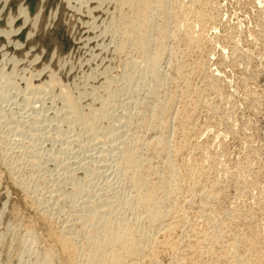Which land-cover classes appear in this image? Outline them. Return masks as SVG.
Here are the masks:
<instances>
[{
    "label": "bare ground",
    "instance_id": "bare-ground-1",
    "mask_svg": "<svg viewBox=\"0 0 264 264\" xmlns=\"http://www.w3.org/2000/svg\"><path fill=\"white\" fill-rule=\"evenodd\" d=\"M20 1H22V0H20ZM41 1L43 2V0H41ZM65 1H66V3L65 2L64 3L67 4V7L70 11V13L69 12L68 13L71 15V17L74 15H76V16L78 15L79 17H83L84 25H83V23H81V26H82L81 30L82 31H80V30L79 31L82 32L84 34V36L87 35L88 39H91L94 36L98 35L94 31V28L97 25L95 27L94 26L92 27V25L88 22L89 20L90 21L91 20L100 21L99 23L104 24V26H105L104 29L102 27H100V28L103 29L102 31L106 35H108L107 36L108 40L111 41V45L109 44L110 47H109L108 56L110 53L111 59L110 58L109 59L111 60V62H109V63H111V66H113L114 69L110 68L111 66L109 68H107L106 67V66H108L107 63H105L107 65L102 64L101 68L105 67L107 69H111V70L113 69V71H114L115 69L116 70H119V69L123 70V68L125 70V68L128 69V67L134 70V69H140V67H141L140 72H142V74L145 77L144 79H146V81L149 84L148 95H149V98L151 99L152 102H149L151 104H148V105H147V103L146 104L144 103L142 105L140 104V106H139V104L133 102L132 104L130 103L132 107H130L129 102L127 103V105H129V106H123L122 105L123 107H125V110H126V108L136 109L135 116L137 117V120L135 123L130 122L131 117H132L131 115L134 112V111L130 112L129 111L130 109L126 110L124 115L122 113L119 114V116L115 115V116H117V119L123 115L121 118H124V120H123L124 122L122 124L124 129L122 126H120V130L122 129V132H119V131L114 132L113 129L115 130V128H113V127H115V126L112 127V125L109 124V123H113V122L109 121V123H108V122L103 121L104 118L106 119L107 114H109V113H107V108L110 105H112L111 102L113 103V99L115 98V96H118L115 94L118 92V89L116 87L118 86L119 83L116 84V87L114 86V84L117 81V78L115 77L116 81L114 79L115 82H113V80H111L113 77H111V76L108 77L112 73V71L108 72L109 75H107L106 77H104V75H102L100 73L101 77H103V78H101V80L98 79L97 86L95 87L96 84L94 85V87L90 86V88H92L90 90V92L92 94L91 97H93V98L95 97L96 100H98V101H96L95 99L92 98L90 101L85 102V101H87V99H88L87 98L84 102L86 103V105L88 107L85 108V104L83 105L84 102L82 99H80V97H81L80 95L84 93V91L82 89H83V86L87 83H84L82 86L79 85L80 86L79 88L81 91L79 89L76 90L78 86H76V89L73 87V84L78 82V81L75 82L73 78H72L73 81H72V79H70L71 84L74 82L72 84V86L66 84L69 82V81L67 82V80H66L68 78V76L69 75L73 76V74L75 73V72L73 74L71 73L72 74L71 75L69 72H67L68 70L67 71L65 70V65H63L65 60H62V59L65 57L64 55L67 53H65V54L63 53L62 54L63 58L61 59V58H59L60 55L58 56L59 53L57 54V52L56 53L52 52V50H54L53 49L54 47H52V50L50 52L51 55L48 54L50 56L48 57L47 61L46 60H39V58H40L39 55L42 54V52L44 51L43 49H42L43 51L41 52V54H38V57L35 56L34 52L32 53V54H34L32 56H30V54H29L30 64L28 65L27 62H26V64L29 66L30 70L28 72V68H27L28 66L27 67L24 66V68L25 67L27 68V71H26V72H28L27 75L29 74L28 77H25L26 83L24 82V84L32 92L33 91L34 92H37V91L42 92L43 91L46 93V95H51V94H47L49 91L50 92L53 91V94L55 93L52 96L53 97L56 96V98H58V100H59V103L62 105L61 117L57 115V116H55V118L57 117V119H59L58 117H60L61 119H63L62 120L63 122L65 119L66 123H72V124L78 123V124H80L79 126L83 125L85 130L89 133V134H87V135H89L88 136L89 139L92 137L91 140L93 139L94 136L95 137H96V135L99 136V134H100L99 125L100 124H103L102 126L101 125L100 126L104 127V128H100L101 132L104 129V131L102 132L103 135H104V133L107 136L110 134L111 135V137L109 136L110 138H114L115 140L119 139V148H118L119 154L117 153L118 154L117 158L115 156L117 154L114 153L115 152L114 150L116 149V146L118 144L116 146H114L115 147L114 150L112 148H111L112 150L109 149V152L112 153V151H113V153H114L113 156H115L114 159L116 158L115 159L116 163H114L115 169H112V170H114V171L116 170V173H118V176L124 175L125 179L128 180V182L130 183V185L133 189V197L129 198L125 201V206L127 208H130L132 210V212L134 213V216H135L134 222L129 221V220H125V219H117V216L114 215L115 214L114 209H116V208L112 207L113 201L110 200V199H112V198H110V195H113V194H110L111 190L109 191L107 189L109 191L110 195L104 194L105 196L103 197V200L100 199L101 201L98 200L99 202L98 201L96 202V198L99 199L102 196H97V194L99 193L98 192L97 194L95 193L96 194V197H95L94 190L91 186L90 181L86 180L88 183L87 187L89 189H86V190L84 189L83 194L85 195V197L87 199V201L85 200L84 203H87V204H86V206L83 205L81 208L80 207L78 208L77 205L75 206V204H74L75 202L73 203L74 205L72 204V206H71L72 217L70 219L68 218V219L64 220V224L66 222V223H68V226H66V225L63 226L60 224L61 227L59 226L58 228H54V226H53L54 221L52 222V220H50L51 218L49 219V217H47V216H40L46 225V231H45L46 234L41 236L42 237L41 239H43L44 244L41 246L35 245V247L37 246V249H35L37 251L33 250L35 247H33V249H32L34 252H37L36 253L37 255H35L36 258H35L34 264H158V262H160V261H158V259H160L158 257H160L161 253L162 254L163 253L170 254L172 256V261L169 263H172V264H264V232L263 233L260 232V228H259L260 225H258L259 223L261 224L260 220L264 217H262L261 219L259 218L258 224H257L258 219H256V214H258V213L264 214V206H262L261 203H259V205H260V207H258L259 209L255 206L256 207V209L254 208L256 210L255 212L259 211L256 214H255V212H253L254 211L253 208H252V211L251 210H246V211L242 210L241 211V210L235 209L236 208L235 206H234L235 208H233V206H232L233 209L231 208L230 215H229V217L230 216L231 217L229 218V217H226L223 215L225 213H222V208L225 204L221 208L220 202L225 197V189L226 188H225L224 184H221L220 180L218 181L216 177L211 175L212 170H213V162H214L216 147L214 149V146L211 144V142L209 143V140H207V141H206V139L201 140L202 135H210V131H212L211 129L213 127L211 125L212 123L210 124V122L208 121V118L207 119L205 118L206 120L203 118V121L204 120L205 121L202 122V119H201L202 116L201 115L203 113L200 115L201 116V118H200L201 122L199 123L198 122L199 121L198 115L200 114V112H203V111L206 114L210 113V115H211V113L214 112L213 109L215 108V106H214L213 100L215 97L211 98L210 96L211 95L217 96L221 92L220 86H219L218 82H216L217 77L215 75H213L212 73L211 74H205L204 73V66H203L204 63L202 62L203 59L202 60L200 59L201 61L199 60V58H196L194 60H190L189 58H187L186 53L183 52V50H182L183 48L180 50L181 52H179V54H178V52L175 51L173 54V57L171 56L172 48H171V52H170L171 43L177 42L179 39H182L184 41V44H186L185 47H187V49L189 48V52H191L192 54H195V53L199 54L200 52L202 53V50L205 49L204 48L205 47V42H204L205 39L203 40L202 35L200 34L201 31L196 34L192 31V29H191L192 26L190 27V24H188L185 28L182 27V24L185 23L186 20L189 21V23H190V19H192V20H195L196 22H198L202 25L205 23L207 25V23L210 20V16L208 14V10H206L207 12L205 14V5H206V9H208L207 4L209 3L210 0H191L189 4H183V3H179V2L171 3L170 0H86V1L84 0V2H79L78 0H68V1L65 0ZM2 2H1L2 7H0V14H2V8H5L4 6H5V3L7 1L3 0ZM18 3L16 5L19 7V5H21V2L19 5H18ZM34 4H35V2L33 3V5ZM172 4H174L173 7H171ZM40 5H42V4H40ZM45 5H47V7H49L48 6L49 4L45 3L44 7H45ZM25 7H26V5H25ZM32 7H34V6H32ZM67 7H65V8H67ZM6 9H7V7H6ZM33 9H32V11H33ZM38 9H40V8L38 7ZM54 9H55V6H54ZM17 10L19 12L18 13L19 17L17 16L18 18L16 19L15 14L13 16L16 20H18L20 22V23H18L19 26L17 29L12 30V28H14L13 27L14 22L9 21V20H11V18L8 20V16H6L7 19L3 23H4V25L7 26V27L5 26L6 28L9 27L8 28V29H10L9 36H11V38L12 37L13 38L14 37L19 38L20 36L25 35L26 42L28 43L27 44L28 48H27L26 43H25V46L27 49L30 48L29 50H32L34 45L31 44V42H30L31 41L30 36L32 35L31 33L34 31V28H36V27H34V28H32V27L36 25V20L39 19L38 15H39L41 9L39 10V13H38V11H36V14H35V11H33L34 13H32V14L35 16L31 15L32 16L31 18L26 16L27 11H26V9L24 10V6H23V8H22V6L19 7ZM56 10H57V7H56ZM60 10H62V9L60 8ZM46 11H47V9H46ZM50 11H51V9H50ZM64 11H62V12L64 13ZM48 16H49V14H48ZM9 17H12V15H10ZM49 17H47V18H49ZM79 17H76V18H79ZM2 18L0 16V20ZM44 18H45V16H44ZM54 18H55V16H54ZM51 20H53V18H51ZM60 20H61V18H60ZM67 21H69V23H70V21L72 22V20L70 18ZM77 21H80V19L79 20L77 19ZM5 22H6V24H5ZM40 22H41L40 27H42L43 21L41 20ZM44 22H45V20H44ZM62 23H63V21H62ZM64 23H63V25H65ZM91 23H94V22L91 21ZM96 23L97 22H95V24ZM46 25H49V24H46ZM75 26H76V24H75ZM46 27L48 28L49 26H46ZM72 27L74 28V26H72ZM6 28H0L1 33L2 32L4 33ZM38 28H39V26H38ZM53 28H54V26H53ZM100 28H98V29H100ZM31 29H33L32 32H31ZM69 29H70V27H69ZM41 30H42V28H41ZM69 31H72V29ZM65 32L62 34H65ZM7 33H8V31H7ZM5 34L6 33H4V36H5ZM53 35H54V33H53ZM53 35H51V36H53ZM56 35L57 34L55 33L54 37ZM70 35H74V34H72V32H71ZM79 35H81V34H79ZM79 35H77V36H79ZM109 35H110V38H109ZM39 36H41V35H39ZM35 37H36V34H35ZM71 37L73 38V36H70V38L69 37H66V38H69L71 40ZM81 37H83V35L80 36L79 38L81 39ZM203 37H205V36H203ZM9 38H7V39H9ZM57 38H59V37L57 36ZM107 38H106V40H107ZM69 39H67V42ZM24 40H23V42H24ZM102 40H104V38ZM11 41H12V43H15L16 40L15 41L11 40ZM79 41H81V40H79ZM79 41H77V42H79ZM228 41H230V40H228ZM50 42H51V39H50ZM73 42L75 43V40ZM19 43H21V42H18V44L15 43L14 51L19 52V48L20 47L22 48L23 45L21 46ZM59 43H61V42L59 41ZM19 45H20V47H19ZM81 45L83 46V44H81ZM109 45L107 43V46H109ZM55 46L57 47V45H55ZM86 46L87 45H84V47H86ZM79 47H80V45H79ZM87 47H89V45ZM41 48H44V47L41 46ZM41 48H40V50H41ZM29 50H27V51H29ZM40 50H39V52H40ZM210 50H211V48H210ZM68 51H71V50L68 49ZM97 51H101V50H98V48H97ZM20 52H23V51H21V49H20ZM64 52H66V51H64ZM96 52L94 51V53L93 52H91V53H93V56H94V54L96 55L98 53V52L97 53ZM25 53H26V51H25ZM25 53H23L24 56H25ZM69 54H67V56ZM12 55L15 56L14 53H12ZM12 55H10V56H12ZM26 55H28V52L26 53ZM89 55H92V54H89ZM98 55H100V53ZM168 56L170 57V59L168 58ZM60 57H62V56H60ZM107 57L105 59H107ZM101 58H103V56ZM13 59H15V57ZM25 59H27V58L25 57ZM105 59L103 58V61ZM22 60H24V58L21 59V62H23ZM87 60H89V59H87ZM68 61H72V60L67 59L66 63ZM101 61H102V59H100L99 62L102 63ZM66 63H64V64H66ZM74 63H75V61H74ZM163 63H165L167 65V70L169 71V73H167L168 71L166 72L165 70L162 69ZM72 64L69 63V68L72 67V66H70ZM75 64H77V63H75ZM77 66H79V64ZM20 67H21V65H20ZM80 67L81 66H79V68ZM26 68H25V70H26ZM69 68L67 65L66 69H69ZM117 68H119V69H117ZM164 68H165V66H164ZM21 69H23V68L21 67ZM71 69L72 68H70L69 71ZM73 69H75V67ZM25 70L24 71L22 70V71L25 72ZM76 70H77V68H76ZM213 70H214V68H213ZM108 71H110V70H108ZM103 73L106 74L105 71ZM76 74L74 75V77L78 75V74L77 75ZM112 74L114 75V72ZM122 74L119 73V77L122 76ZM21 75L23 76V73ZM199 75L200 76L202 75V77L201 78L198 77ZM2 76H4V77L6 76V78H8L7 75H2ZM2 76H0V79H2ZM90 76H91V74H90ZM6 78H5V80H6ZM63 78L66 80V83H64V81L62 80ZM86 78H88V77H86ZM120 78H118V79H120ZM197 78L202 79L201 84H197L198 83V82H196ZM96 79L93 77L92 81H94ZM20 80H21V78H20ZM12 81L15 85L17 84L16 80H15L16 83L14 82V80H12ZM12 81L7 80L8 84L13 85ZM198 81H200V80H198ZM95 82L96 81H94V83ZM76 84L78 85V83H76ZM88 84H89V81H88ZM90 85H91V83H90ZM92 85H93V83H92ZM81 87H82V89H81ZM99 88H101L103 90V94H101V95L99 94V92H100ZM85 90H87V89H85ZM44 94H43V96H45ZM85 94H87V93L85 92ZM32 95H34V94H32ZM35 95L37 96L36 93H35ZM43 96H41L42 97L41 100L44 102L45 98H43ZM41 97H38L39 100ZM45 97H47V96H45ZM84 97H86V95H84L82 98H84ZM30 98H32V97L30 96ZM56 98H55V102L57 100ZM32 100H34V99L32 98ZM32 100H31V102H32ZM34 101H33V103H37ZM50 101H52V100H50ZM31 102L29 101V103H31ZM29 103H27V104H29ZM50 103L54 104L52 102H50ZM50 103H49V106H50ZM47 104H48V102L46 104L44 103L42 106L41 101H40V105H41L40 109L42 107H44V105L46 106ZM121 104H124V102H122ZM33 105H35V104H33ZM49 106H48V108L50 109L51 107H49ZM57 106H59V105H56L54 107L56 108ZM54 107H52V108H54ZM220 107H222V106H220ZM137 108H138V110H137ZM44 109H47V107L43 108V110ZM49 109H47V111H49ZM109 109H110V107H109ZM54 110H53V112H54ZM56 111L58 112V108L55 110V112ZM215 112H217V110ZM49 114L50 113H47V116H49ZM206 114H205V116L209 117L208 114L207 115ZM54 115H56V114H54ZM37 116H39V115H37ZM211 116H213V115H211ZM231 116H230V118H231ZM37 119L39 120V117L36 118V120L34 119L33 122L34 123L37 122ZM50 119L52 121L54 120V122L56 120V119H52L51 117H50ZM61 119H59V121H61ZM101 121H102V123H99ZM56 122H58V120ZM211 122H212V120H211ZM60 123H62V122H60ZM235 123H238V122H235ZM55 126H56V124L54 125V127ZM127 126L129 128H127ZM58 127H59V125H58ZM125 127L127 129L124 132L123 130H125ZM117 128H119V127H117ZM56 129H58V128H56ZM60 129H58V130H60ZM169 131L170 132L172 131L174 133L173 134L174 138H175L174 142H171L169 139V135H168ZM83 132H85V131H83ZM235 133H237V132H235ZM76 134H78V133H76ZM87 135H86V138H88ZM214 136H216V135H214ZM219 136H221V139H224L223 136H225V135H219ZM96 138H98V137H96ZM96 140L98 142V139H96ZM109 140H111V139H109ZM217 141H219V140H217ZM107 142H108V140H107ZM111 142H109V143H111ZM115 142L118 143L117 141H115ZM223 142L218 143L217 145L218 146L220 145L219 146L220 148L225 147V145H224L225 143H223ZM74 144H75V142H74ZM112 145H114V143ZM26 147H27V145H26ZM76 147H77V145L75 146V148ZM79 147H80V149L82 148L80 145H78V148ZM100 147H103V146H100ZM100 147H97V149L99 150ZM107 147H109V146L107 145L106 148ZM78 148H76V150H74V151L76 152ZM106 148H105V150H106ZM221 150H219V151H221ZM18 151H19V149H18ZM219 151H217V152H219ZM97 152H96V154H97ZM109 152H106V153H109ZM248 152H249V150H248ZM98 153H100V152H98ZM76 154H77V152H76ZM89 154H91V153L86 154V155H88V158H89ZM92 155H90V157ZM98 155H97V157L99 158ZM102 155H103V153H102ZM102 155L100 157H102ZM109 155H106V156L108 157ZM250 155L251 154L249 153V156ZM106 156H105V160H107L108 158H111V157L113 158V156L108 157V158H106ZM217 156H218V154H217ZM74 157L77 158L76 155H74ZM97 157H95V158H97ZM72 158H73V156H72ZM84 158H87V157H84ZM84 158H83V160H84ZM250 158L252 159V156ZM90 159L92 160V157ZM20 160H21V158H20ZM32 160H34V159H32ZM32 160H31L30 164L36 162V161L32 162ZM77 160L75 161L76 163L79 161V160L78 161ZM98 160H100V158ZM105 160L102 159V161L106 162ZM112 160H110V161H112ZM246 160H248V159H246ZM71 161H73V160H71ZM102 161L100 160L98 162L100 165L103 166L104 163L103 164L100 163ZM251 161H253V160H250L249 162H251ZM224 162H227V160ZM229 162H230V160H229ZM249 162H248V164H249ZM92 163H95V162H92ZM27 164H29V162H27ZM216 164H217V162H216ZM34 165H37V162ZM87 165L88 164H86L84 166V164H83L85 172L90 171V172L95 174L96 172L94 169H96V170L99 169V167H97V168L90 167L89 166L90 164L88 165V168H87L86 167ZM106 165H109V163H107ZM241 165H243V164H241ZM245 165H243V166L245 167ZM111 166H112V164H111ZM64 168H66V167H64ZM68 168L69 167H67V169ZM74 168L80 169L81 167L80 168L74 167ZM105 168L106 167H104V170H106ZM107 168H108V166H107ZM236 168H237V166H236ZM236 168H234V170H236ZM76 169H74V170H76ZM110 170H111V168H110ZM224 170H223V172H224ZM68 171H69V169H68ZM249 171H250V169H249ZM69 172H71V171H69ZM97 173H96V175H97ZM234 173H236V172H234ZM250 173L253 174V171ZM70 174L73 175L72 173H70ZM70 174H69L70 177H75V175L71 176ZM215 174H217V173H215ZM114 175H113V177H114ZM109 176H110V174H109ZM232 176H233V174H232ZM232 176H230V177L232 178ZM245 180H246V178L244 179V181ZM53 181H55V180H53ZM233 181H234V183H238L239 181L241 182L242 179L238 181L236 178H234ZM15 182H17V181L15 180ZM15 182H14V184H15ZM229 182H231V181H229ZM255 183H253V184H255ZM247 184L250 185L249 182H247ZM23 185H24V183H23ZM233 186H235V185H233ZM113 190L111 192H113ZM252 190H253V188H252ZM23 191H24V189H23ZM105 191H106V189H105ZM246 191H248V190H246ZM102 193H105V192H102ZM102 193L100 192V194H102ZM237 196H240V195H237ZM113 197H114V195H113ZM262 199H264V197ZM117 202H118V199H117ZM33 203H35V201ZM114 203L116 204V202H114ZM228 204L229 203H227V205ZM38 205H39V202H38ZM245 205H247V204H245ZM32 206H34V205H32ZM118 206H120V205H118ZM35 207H37V206H34V208ZM35 209H37V208H35ZM119 211H120V209H119ZM40 212H38V213H40ZM43 212H45V211H43ZM43 214H45V213H43ZM43 214L40 213L39 215H43ZM258 215H260V214H258ZM139 219L146 223V227H143L142 225H136V223L139 221ZM32 225H34V224H32ZM261 225L263 226V223ZM34 226H30V225L27 226L25 231L28 233V235L36 236L35 239L36 238L39 239L37 237V233H36L37 231L35 230ZM72 228L73 229L76 228V230L75 229L73 230ZM181 232L183 234H181ZM155 233H156V236H155ZM31 239L34 240L33 237ZM160 264H162V263H160Z\"/></svg>",
    "mask_w": 264,
    "mask_h": 264
},
{
    "label": "rangeland",
    "instance_id": "rangeland-1",
    "mask_svg": "<svg viewBox=\"0 0 264 264\" xmlns=\"http://www.w3.org/2000/svg\"><path fill=\"white\" fill-rule=\"evenodd\" d=\"M0 1L2 2L3 0H0ZM6 1L7 2L5 3V6H4L5 8H2V14H0L1 18L3 17L0 20V28H6L7 27L3 23L7 19L6 16H8V20L11 18V20H9V21L14 22V26H13L14 28L11 27L12 30L18 28V26H19L18 23H20V22L18 20H16L19 17L18 16L19 12L17 9L21 6H22V8L24 6V10L26 9V11H27V12L25 11L27 14L26 16L29 18H31L32 16H35L32 14V13H34L33 11H35V14H36V11H38V13H39V10L41 9L40 13L38 15L39 19L36 20V25L32 27V28L36 27L37 29L34 28V31H33V29H31V32L32 31L33 32L31 33L32 35L30 36L31 37L30 42H31V44L34 45V47L32 49L33 51L29 50L30 48L27 49L28 43L26 42L25 35L20 36L19 38L18 37H14V38L12 37L11 38V36H9V33H10V29H8L9 27L6 28L5 31L2 29L4 31V33L7 34V35L5 34V36H4V33L2 32L3 33L2 34L0 31V76L7 75L9 78L8 79V78H6V76L5 77L2 76V79H0V264H34V261L36 258L35 255H37L36 254L37 252H34V251H37V250H35V249H37V246H39V245L41 246L44 244V241H43V239H41L42 238L41 236L46 234L45 233L46 225L40 216H47V217H49V219L51 218L50 220H52V222L54 221L53 222L54 228H58L60 226V224L63 226H65V225L68 226V223L65 222V224H64V220H66L68 218L70 219L72 217V215H71L72 214V210H71L72 204L75 202L74 204H75V206L77 205L78 208L79 207L81 208L83 205L86 206V204H87V203H84L85 200L87 201V199H86L85 195L83 194L84 189L85 190L89 189L87 187L88 183L86 180L90 181L91 186L94 190L95 197H96V194L98 192L99 193L97 194V196H102L100 198L98 197L99 199L96 198V202L98 200L101 201L100 199L103 200V197L105 196L104 194H108V195L113 194L114 195V197H113V195H110V198L113 199V200L112 199H110V200L113 201L112 207L116 208V209H114V213H115L114 215L117 216V219H125V220H129V221L134 222L135 216H134V213L132 212V210L125 206V201L127 199L133 197V189H132L130 183L128 182V180L125 179L124 175L121 176L119 174L120 176H118V173H116V170L115 171L112 170V169H115V165H114V163H116L115 159L117 158V156L119 154V152H118L119 151V149H118L119 148V139L115 140L114 138H110L111 137L110 134L107 136L104 133V135H105L104 136L102 133L104 131V129L102 130V132L100 131L101 130L100 128H104V127H101L103 124H100L101 126L99 125L100 134H99V136L96 135V137H98V138H96L94 136L92 140H91L92 137L89 139V137H88L89 135H87L89 133L85 130L83 125H82L83 126L82 127V126H79L80 124H78V123H75V124L73 123L74 125L72 123H66L65 119H64V122L66 124L62 121L63 119L60 118L62 115V113H61L62 112L61 111L62 105L59 103V100H58V98H56V96H54V97L58 101L56 100V102H55V98L52 96L55 94V93L53 94V91H51L52 93L50 91L47 93V94H51V95H46V93L43 91L42 92L41 91H37V92L33 91L34 92L33 93L31 90H29V88H27V86L24 84V82H25V77H28V75H29V74L27 75V73L30 70L28 65L30 64V62H29L30 56L34 55L32 53L34 52L35 56L38 57V54H41V52L44 50L42 52V54L39 55L40 56L39 60H46V61H47L48 57L51 55L50 52L52 50V47H54L53 48L54 50H52V52H55V53L57 52V54L59 53L58 56L59 55L62 56V57L59 56V58H61V59L63 58V55H62L63 53L64 54L70 53L69 54L70 56L69 55L67 56V54H65L64 56L66 58L68 57L67 59H69V60L71 59L73 62L68 61L66 63L67 59L64 57L62 60H65L64 63H66V64L63 63V65H65V70L66 71L68 70L67 72H69L70 74L71 73L73 74L74 72L75 73L73 74V76H70V75L68 76V78L66 79L67 82L69 81L68 83H66V80L64 78L62 80L64 81V83H66L70 86H72V84L74 83L73 82L71 84L70 79L73 78L75 82L78 81V82H76V83H78V85L76 83L73 84V87L75 89H76V86H78L76 90H78V89L80 90L79 87L82 86L84 83H87L83 86V89L81 87V89L84 91L83 94L86 95V97H84V98H82L84 96L83 94L80 95L81 96L80 99H82L83 102L87 98L88 99L85 102H88L93 98V97H91L92 94H91L90 90L92 88H90V86L94 87L95 84H96L95 87L97 86L98 79L101 80V78H103V77H101V74L104 75V77H106L107 75H109L108 72H111V71H112V73L114 72L115 76L111 73L112 75L110 74L108 77H110V76L113 77L111 79V80H113V82L116 81L115 77L117 78V81L114 84V86L116 87V84H118V83L119 84L116 87L118 89V92L115 95H118V96L120 95L121 97L115 96V98L113 99V103L111 102V104L113 106L110 105L109 106L110 109H109V107L107 108V113H109V114H107L108 118L106 117V119L108 121L105 118L103 119L104 122L109 123V121H110V122L114 123V124L109 123L110 125H112V127L115 126V127H113V128H115V130L113 129L114 132L115 131L116 132H118V131L122 132V129L120 130V126L123 127L122 124L124 122L123 121L124 118H121V117L124 115L126 110L130 109L129 110L130 112L134 111L132 113V115L130 114L132 116L130 122L135 123L137 120V117L135 116L136 109L126 108V110H125V107H123V106H129V105H127L128 102H129V104L130 103L132 104L133 102H135V103L139 104V106H140V104L142 105L144 103L145 104L147 103V105H148V104H151L149 102H152V101L148 95L149 84L146 81V79H144L145 77L142 74V72H140L141 67H140V69H134V70L129 68V67H128V69L125 68V70L123 68L124 71L122 69L117 68L119 70L115 69L113 71L114 68H113V66H111V63H109V62H111L110 53L108 56L111 41L108 40V38H107L108 35H106L102 31L105 27L103 23H99L100 21H94V20H91L94 23H91L90 20L88 21L92 25V27L93 26L95 27L97 25L94 28V31L96 32V34H98L97 36H94L93 38L88 39L87 35L84 36V34L82 32H80V31H82L81 30V28H82L81 23L84 22L83 17H79L78 15L77 16L74 15L71 17V15L69 14L70 11L67 7V4H65L66 3L65 0H58V1L57 0H43V2L41 0L40 1L39 0H35V1L34 0H27V1L26 0H22V1L12 0L14 3L11 0H6ZM33 1L35 2L34 5H33V3H34ZM78 1L84 2V0L83 1L78 0ZM170 1H171V3L179 2V3H183V4H189L191 0H186V1L185 0H170ZM1 2H0V7H2L1 4L3 3V2L2 3ZM20 2H21V5H19ZM17 3L19 5V7L16 5ZM45 3L49 4L48 5L49 7H47V5H45V7H44ZM40 4H42V5H40ZM25 5H26V7H25ZM32 6H34V7H32ZM54 6H55V9H54ZM173 6H174V4L171 5V7H173ZM6 7H7V9H6ZM38 7L40 9H38ZM56 7H57V10H56ZM65 7H67V8H65ZM60 8L62 10H60ZM207 8L208 9H206V5H205V14L207 12L206 10H208V14L210 16V20L207 23V25H206V23L202 25V24H200V23H198L192 19H190V23H189V21L186 20L185 23L182 24L183 28H185L188 24H190V27L192 26L191 27L192 31L196 34L201 31L200 34L202 35L203 40L205 39L204 40V42H205L204 48L205 49L203 48L204 50H202V53L200 52L199 54L198 53L192 54L191 52H189V48L187 49V47H185L186 44H184V41L182 39H179L177 42L171 43L170 52H171V48H172L171 56L173 57V54L175 51L178 52V54H179V52H181L180 50L183 48L182 49L183 52L186 53L187 58H189L190 60H194L196 58H199V60L203 59L202 62L204 63L203 66H204V73L205 74H211L212 73L213 75H215L217 77L216 82H218L221 92L217 96H213V95L210 96L211 98L215 97L213 100L215 108L213 109L214 112L211 113V115H213V116H211L210 113L209 114L207 113L209 117H206L205 116L206 113L204 111L200 112V114L198 115V120H199L198 122L200 123L201 119H202V122H204L208 118V121L210 122V124L212 123L211 125L213 128L211 129L212 131H210V135H202L203 137L201 136V140H205V139H206V141L209 140V143L211 142V144L214 146V149H215V147L217 149V150L215 149L213 170H212L211 175L216 177L218 181L220 180L221 184H224V186L226 188L225 189V197L223 200H221L220 205H221V208L224 204L226 205V206L225 205L223 206L222 213H225V214H223L224 216L229 217L232 206H233V208L236 207L235 209L241 210V211L242 210L243 211H246V210L252 211V208L256 209V207L257 208L260 207L259 203H261V205L264 206V204H263L264 199H262L264 197V107H263L264 106V0H210L209 3L207 4ZM32 9H33V11H32ZM46 9H47V11H46ZM50 9H51V11H50ZM62 11H64V13ZM14 14H15L16 19L13 17ZM48 14L50 17L48 16ZM10 15H12V17H9ZM53 15L55 16V18ZM44 16H45V18H44ZM47 17H49V18H47ZM59 17L61 18V20ZM76 17H79V18H76ZM51 18H53V20H51ZM67 18L68 19L70 18L72 20V22L70 21V23H69V21H67L68 20ZM77 19L78 20L80 19V21H77ZM41 20L43 21L42 27H40V25H41L40 21ZM44 20H45V22H44ZM62 21H63V23L66 21L64 23L65 25H63ZM95 22H97V23L95 24ZM45 23L49 24V25H46ZM5 24H6V22H5ZM75 24H76V26H75ZM45 25L49 26L48 27L49 29ZM83 25H84V23H83ZM38 26H39V28H38ZM53 26H54V28H53ZM72 26H74V28ZM69 27H70V29H69ZM100 27H102L103 29H101ZM41 28H42V30H41ZM98 28H100V29H98ZM71 29H72V31H69ZM7 31H8V33H7ZM64 32H65V34H62ZM71 32L74 35H70ZM53 33H54V35H55V33L57 35L54 37ZM66 33L67 34L69 33V34L67 35ZM35 34H36V37H35ZM79 34H81V35H79ZM39 35H41V36H39ZM51 35H53V36H51ZM77 35H79V36H77ZM82 35H83V37H81V39H80L79 37ZM57 36L59 38H57ZM70 36H73L74 39L71 37V40H70L69 39ZM203 36H205L206 38ZM66 37H69V38H66ZM7 38H9V39H7ZM103 38H104V40H102ZM106 38H107V40H106ZM109 38H110V35H109ZM50 39H51V42H50ZM67 39H69L68 42H67ZM78 39L81 40L83 43L81 41H79ZM11 40H13V41L16 40L15 41L16 44H18V42L22 43L24 40V42L22 44L19 43L21 46L23 45L22 48L19 45V47H20L19 52L14 51L15 43H12ZM72 40L73 41L75 40V43ZM228 40H230V41H228ZM59 41L61 43H59ZM77 41H79V42H77ZM106 42L108 43V45L109 44L110 45L107 46ZM25 43L27 45V48L25 46ZM78 44L80 45V47ZM81 44H83V46ZM55 45H57V47ZM84 45H87V46L89 45V47H87V46L84 47ZM41 46L44 48H41ZM39 47L41 48V50ZM97 48H98V50H101V51H97ZM210 48H211V50H210ZM20 49L23 52H20ZM68 49L71 51H68ZM27 50H29V51H27ZM39 50H40V52H39ZM25 51H26V53L28 52V55H26ZM64 51H66V52H64ZM94 51L95 52L97 51L98 53L96 52L97 54L96 55L94 54V56H93ZM91 52H93V53H91ZM12 53H14L15 56L12 55ZM23 53H25V56ZM99 53H100V55H98ZM17 54L18 55L20 54V55L18 56ZM29 54H30V56H29ZM48 54H50V55H48ZM89 54H92V55H89ZM10 55H12L13 57ZM102 56L104 59L107 56L108 57H107V59H105L103 61V58H101ZM14 57H15V59H13ZM25 57L28 60L25 59ZM23 58H24V60H22L23 62H21V59H23ZM168 58L170 59L169 56H168ZM87 59H89V60H87ZM100 59H102V61H101L102 63L99 62ZM74 61L77 64H75ZM26 62L28 63V65L26 64ZM69 63L70 64L73 63L72 65H70V66H72V67H70V68H72L70 71H69V69H70ZM105 63L108 64V66H106L107 68H109L111 66L110 68H113V69L111 70V69H107L105 67L101 68L102 64L104 65ZM19 64L21 65V67L23 69H21ZM78 64H79V66H81L80 68H79V66H77ZM107 64H105V65H107ZM67 65H68L69 69H66ZM24 66H26V67L28 66L27 67L28 72H26L27 68L25 67L26 68V70H25ZM164 66H165V68H164ZM74 67H75V69H73ZM76 68H77V70H76ZM213 68H214V70H213ZM162 69L165 70L166 72L168 71L167 65L165 63L162 64ZM22 70L23 71L25 70V72H23ZM108 70H110V71H108ZM102 71L103 72L105 71L106 74L103 73ZM21 72L23 73V76L21 75L22 74ZM119 73L120 74L123 73L122 76H120L121 78L119 77ZM167 73H169V71ZM75 74L77 76L74 77ZM90 74H91V76H90ZM92 76L95 79L97 78L96 80H94V81H96L95 83H94V81H92V79H93ZM86 77H88V78H86ZM198 77L201 78L202 75L201 76L199 75ZM5 78H6V80H5ZM20 78H21V80H20ZM118 78H120V79H118ZM200 78L196 79L197 80L196 82H198L197 84H201L202 79H200ZM73 79H72V81H73ZM114 79H115V81H114ZM7 80L8 81L14 80L15 83L17 81L18 85L17 84L15 85L13 83V81H12L13 85L8 84ZM87 80L89 81V84H88ZM198 80H200V81H198ZM90 83H91V85H90ZM92 83H93V85H92ZM85 89H87V90H85ZM99 91H100L99 92L100 95L103 94V90L101 88H99ZM85 92L87 94L88 93L89 94L87 95V94H85ZM35 93L37 94V96L35 95ZM32 94H34V95H32ZM43 94L47 97L43 96ZM30 96L35 101L32 100V98H30ZM41 96H43V98H45L46 101L44 100V102H43L41 100L42 99ZM36 97L37 98L41 97V98L39 100V98L37 99ZM30 99L32 100V102ZM93 99L96 100L95 97ZM28 100L31 103H29ZM50 100H52V101H50ZM33 101L37 102V103H33ZM40 101H41L42 106L44 103L46 104L48 102V104L46 106L44 105V107L41 108L42 110L40 109V107H41ZM96 101H98V100H96ZM26 102L29 104H27ZM50 102H52L54 104H51ZM85 102L83 103V105L85 104V108H87L88 106L86 105ZM122 102H124L125 105L121 104ZM49 103H50V106H49ZM33 104H35V105H33ZM131 104H130V107H132ZM56 105H59V106H57L55 108L54 106H56ZM48 106L51 108L52 107H54V108L49 109ZM220 106H222V107H220ZM45 107H47V109H49V111H47V109L43 110V108H45ZM57 108H58V112L57 111L55 112V110ZM138 108H137V110H138ZM53 110L55 113L53 112ZM216 110H217V112H215ZM47 113H50L51 115L53 114L52 116L49 114V116L52 119H56L55 122L57 120H58V122L55 123L54 120L52 121L50 119V117L47 116ZM121 113L123 114L122 116H120L121 119L120 118L117 119V116H119V114H121ZM54 114H56V115H54ZM37 115H39V116H37ZM57 115L60 116L58 118L61 119V121H59V119H57V117L55 118V116H57ZM115 115H117V116H115ZM200 115L202 116V118ZM230 116H231V118H230ZM35 117L36 118L39 117V120L37 119V122L34 123L33 122L34 119L36 120ZM203 118L204 119L206 118V119L203 121ZM117 120L118 121L120 120L121 122L120 121L118 122ZM211 120H212V122H211ZM60 122H62V123H60ZM235 122H238V123H235ZM99 123H102V121ZM55 124H56V126L54 127ZM58 125L61 129L58 127ZM116 126L119 128H117ZM56 128H58L60 130H58ZM127 128H129V127L127 126ZM127 128L125 127V130H123V131L125 132ZM123 129H124V127H123ZM83 131H85V132H83ZM75 132L78 134H76ZM235 132H237V133H235ZM173 134L174 133L172 131L171 132L169 131L168 135H169V139L171 142H174V139H175ZM213 134L216 136H214ZM86 135L88 138H86ZM219 135H225V136H223L224 139H221V136H219ZM108 138L111 140H109ZM96 139H98V142ZM107 140H108V142H107ZM114 140L117 141L118 143H116ZM217 140H219V141H217ZM74 142H75V144H74ZM109 142H111V143H109ZM221 142L225 143L224 144L225 147L220 148L219 147L220 145L219 146L217 145L218 143H221ZM113 143H114V145H112ZM26 145H27V147H26ZM76 145H77L76 148H78V145H80L82 147L81 149H80V147L77 149V151H76L77 154L74 151V150H76V148H75ZM107 145L109 146V147H107L108 149L106 148ZM100 146H103V147H100ZM114 146H116L117 150L116 149L114 150V148H115ZM97 147H100V149L98 150ZM105 148H106V150H105ZM111 148L115 151L114 153H116V154L118 153L117 155H115L116 156L115 159H114L115 156H113L114 155L113 151H112L113 154L111 152H109V149H111ZM18 149H19V151H18ZM96 150L100 153L103 151L102 152L103 155H102V153L101 154L98 153ZM219 150H221V151H219ZM248 150H249V152H248ZM217 151H219V152H217ZM96 152H97V154H96ZM106 152H109V153H106ZM88 153H91V154H89V158H88V155H86ZM216 153L218 154V156ZM249 153L251 154L250 156H249ZM109 154L111 156H113V158ZM74 155H76L77 158H75ZM90 155H92L91 156L92 160L94 159L95 161L94 160L92 161L90 159L91 158ZM97 155L99 156L101 161H102V159L105 160L106 155H109L108 157H111L113 160L106 156V158H108L109 160L107 159L105 161L107 163H109V165H106L107 163L102 161V162H100L102 164L104 163L102 166L98 162L100 160H98L99 158L97 157ZM101 155L103 158L100 157ZM72 156H73V158H72ZM94 156L97 157L98 159L95 158ZM251 156H252V159L250 158ZM84 157H87V158H84ZM20 158H21V160H20ZM83 158H84V160H83ZM32 159H34V160H32ZM75 159L76 160L78 159L79 161L77 160L78 162L76 163ZM225 159L227 160V162H224V161H226ZM246 159H248V160H246ZM31 160H32V162L36 161L37 165H34L36 162L31 163L32 164L31 165L30 164ZM71 160H73V161H71ZM110 160H112V161H110ZM229 160H230V162H229ZM250 160H253V161L249 162ZM247 161L249 162V164ZM27 162H29V164H27ZM92 162H95V163H92ZM216 162H217V164H216ZM110 163L112 164V166ZM83 164H84V166L86 164H88V165L90 164L89 166L92 168L93 167L94 168L99 167L98 170L94 169L96 173L98 171L99 172L97 173V175H96V173L94 174L90 171L85 172ZM241 164H243V165L246 164V165L244 167ZM88 165L86 166L87 168H88ZM94 165L95 166L97 165V166L95 167ZM107 166H108V168L111 166L110 167L111 170H110V168L108 169ZM236 166L238 169L236 168ZM64 167H66V168H64ZM67 167H69L68 169L71 172L68 171ZM74 167H78V168L81 167V168L76 169ZM104 167H106L105 169L106 170L108 169V170L107 171L104 170ZM73 168L76 170H74ZM234 168H236V170H234ZM249 169H250V171H249ZM223 170H224V172H223ZM252 171H253V174L255 173L254 175L252 173H250ZM234 172H236V173H234ZM70 173H72L73 175H71ZM215 173H217V174H215ZM69 174L71 176L75 175V177H70ZM109 174H110V176H109ZM232 174H233V176H232ZM113 175H114V177H113ZM230 176H232V178ZM234 178H236L238 181L242 179V181L241 182L239 181L238 183H234V181H233ZM245 178H246V180L244 181ZM15 180L17 182H15ZM53 180H55V181H53ZM229 181H231V182H229ZM14 182H15V184H14ZM247 182H249L250 185H248ZM252 182L253 183L256 182L257 184L256 183L253 184ZM23 183H24V185H23ZM233 185H235V186H233ZM104 188L106 189V191ZM252 188L254 191L252 190ZM23 189H24V191H23ZM107 189L109 191L110 190L112 191L113 189L114 190H113V192L110 191V194H109V191ZM246 190H248V191H246ZM100 192L101 193L105 192V193L100 194ZM237 195H240V196H237ZM117 199H118V202H117ZM34 201H35V203H33ZM38 202H39V205L41 204L40 206L38 205ZM114 202H116V204ZM227 203H229V204L227 205ZM245 204H247V205H245ZM32 205L37 206V207H35L37 209H35L34 206H32ZM118 205H120V206H118ZM119 209H120V211H119ZM255 209L253 212L256 211ZM43 211H45V212H43ZM38 212H40L41 214H43V213H45V214L39 215L40 213H38ZM258 212L259 211L255 212V214ZM258 214H260V215H258ZM258 214H256V219H258L257 224L259 223L258 222L259 218L261 219L262 217H264L263 213H258ZM260 222H261V224L263 223V226L260 223L258 225H260V227H259L260 232L263 233L264 232V230H263L264 229V218H262L260 220ZM32 224H34L35 226ZM29 225L34 226L35 230L37 231L36 232L37 237L39 239H37V238L35 239L36 236L28 235V233L25 231V229ZM136 225H142L143 227H146V223L141 221L140 219L136 223ZM74 229L76 230V228H74ZM181 234H183V233L181 232ZM155 236H156V233H155ZM30 237L31 238L33 237L35 241L32 240ZM35 245H37V246L35 247ZM33 247H35V248L33 249ZM158 258H160V259H158V261H160V262H158V264H160V263L172 264V263H169L172 261V256L170 254H166V253L162 254L161 253L160 257H158Z\"/></svg>",
    "mask_w": 264,
    "mask_h": 264
}]
</instances>
